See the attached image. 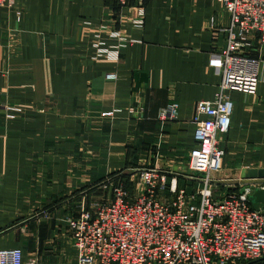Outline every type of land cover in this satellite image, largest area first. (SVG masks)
Masks as SVG:
<instances>
[{
    "label": "crops",
    "instance_id": "obj_1",
    "mask_svg": "<svg viewBox=\"0 0 264 264\" xmlns=\"http://www.w3.org/2000/svg\"><path fill=\"white\" fill-rule=\"evenodd\" d=\"M229 25L217 0L0 7V249L76 264L66 218L80 214L97 186L137 168L185 172L197 146L196 103L220 88L214 60ZM96 35L108 54L96 50ZM248 50L260 59L261 81L256 94L229 93L221 194L244 170L264 169V44L253 40ZM172 103L177 118L161 121ZM111 109L119 110L114 118H100ZM192 173L179 178L188 192L202 185Z\"/></svg>",
    "mask_w": 264,
    "mask_h": 264
},
{
    "label": "built area",
    "instance_id": "obj_2",
    "mask_svg": "<svg viewBox=\"0 0 264 264\" xmlns=\"http://www.w3.org/2000/svg\"><path fill=\"white\" fill-rule=\"evenodd\" d=\"M116 1L126 5L131 0ZM217 1L230 17L229 27L222 29L227 33L226 47L214 60L222 79L213 100L196 103L197 146L187 170L134 169L135 193L124 183L112 184L109 197L84 207L78 216H68L78 264H264V204L251 200L257 189L264 190V180H232L221 194L225 180L217 177L225 155L221 141L232 124L229 93L256 94L261 81L260 59L248 48L253 40L264 44V0ZM13 3L0 0V7ZM96 38L98 53L108 54L109 48L99 35ZM106 77L115 80L117 74ZM118 111H102L100 118H114ZM130 111L141 114L135 108ZM177 115L178 104L172 103L159 112V119L171 122ZM190 172L202 184L196 192L179 185L180 176L193 180ZM37 262V256L25 261L21 248L0 249V264Z\"/></svg>",
    "mask_w": 264,
    "mask_h": 264
},
{
    "label": "rangeland",
    "instance_id": "obj_3",
    "mask_svg": "<svg viewBox=\"0 0 264 264\" xmlns=\"http://www.w3.org/2000/svg\"><path fill=\"white\" fill-rule=\"evenodd\" d=\"M129 172L130 173L127 174L126 176L115 177L114 178L115 180H113V182H109L105 185L101 184L100 186H97L99 188L98 189L96 188L97 191H95L94 197L92 198V200L90 202H88L85 205V207L89 208L91 205L95 204L100 199L109 197L111 192H112V184H117L119 182L124 183L126 186H129L132 189V193H135V189H136V186L134 185L135 176H133V174L135 175L136 170H131ZM136 191H137V189H136ZM37 264H39V263L37 262ZM76 264H78V257H77V263Z\"/></svg>",
    "mask_w": 264,
    "mask_h": 264
},
{
    "label": "water",
    "instance_id": "obj_4",
    "mask_svg": "<svg viewBox=\"0 0 264 264\" xmlns=\"http://www.w3.org/2000/svg\"><path fill=\"white\" fill-rule=\"evenodd\" d=\"M241 179L251 182L253 179H264V169H247L242 172ZM252 202L264 204V190L257 189L251 197Z\"/></svg>",
    "mask_w": 264,
    "mask_h": 264
}]
</instances>
